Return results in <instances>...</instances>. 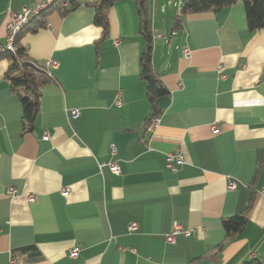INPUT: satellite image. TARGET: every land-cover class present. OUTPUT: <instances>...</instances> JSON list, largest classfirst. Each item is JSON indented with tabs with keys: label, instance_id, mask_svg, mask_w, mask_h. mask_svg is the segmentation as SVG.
Returning a JSON list of instances; mask_svg holds the SVG:
<instances>
[{
	"label": "crops",
	"instance_id": "crops-1",
	"mask_svg": "<svg viewBox=\"0 0 264 264\" xmlns=\"http://www.w3.org/2000/svg\"><path fill=\"white\" fill-rule=\"evenodd\" d=\"M41 1L0 0V264L13 255L23 264H264V29L249 30L244 3L187 16L173 31L183 1L149 0L152 66L168 91L153 132L136 3L108 10L105 37L88 5L98 0L65 17L47 11L20 36L34 63L58 62L24 131L6 78V27L10 12ZM170 154L185 161L175 171ZM112 162L119 175L100 167ZM241 214L244 230L227 240L223 222ZM175 223L193 234L168 244Z\"/></svg>",
	"mask_w": 264,
	"mask_h": 264
},
{
	"label": "trees",
	"instance_id": "trees-1",
	"mask_svg": "<svg viewBox=\"0 0 264 264\" xmlns=\"http://www.w3.org/2000/svg\"><path fill=\"white\" fill-rule=\"evenodd\" d=\"M120 1L126 0H98L88 4L95 10L94 24L103 29L104 37L109 31L107 12L115 3ZM129 1L136 3L141 25L140 30L145 40V50L141 59V77L147 82L148 97L152 108L151 114L145 125V128H147L149 122L162 115L157 107V99L166 96L168 91L156 76L152 66L151 56L153 50V37L149 17V0ZM239 1L243 2L245 5L249 30L251 32H256L264 29V0H183L180 8V15L175 18L173 31L182 28L183 19L187 16L215 14L224 8L235 5ZM65 2H68V5L63 7ZM80 6V0H59L49 12L57 11L62 17H65ZM49 12H45L39 16L40 20L38 24L41 23V25H43V23H45V18ZM37 19L38 18L35 20ZM36 29L37 28H35V30ZM16 45V56L11 54H6L4 56L10 61L6 78L10 83L11 90L20 99L23 109L24 131H30L39 112L41 90L45 85H48L51 82V78L40 69V64L34 63L29 58L26 49L20 44V37L18 38ZM246 223L247 219L245 214L224 221L223 227L226 239L230 241L233 240L236 235L244 230Z\"/></svg>",
	"mask_w": 264,
	"mask_h": 264
},
{
	"label": "built area",
	"instance_id": "built-area-1",
	"mask_svg": "<svg viewBox=\"0 0 264 264\" xmlns=\"http://www.w3.org/2000/svg\"><path fill=\"white\" fill-rule=\"evenodd\" d=\"M59 0H42L37 6L35 7H23L21 11L19 12H10L8 16V22L6 27V47L5 52L11 55L16 56L17 55V41L20 35L23 33L24 30H26L32 22L38 18L43 13L49 11L55 3ZM68 5V2H65L63 4V7H66ZM120 44L119 40L114 41V45L118 46ZM184 56L185 58L190 57V51L188 48L184 49ZM58 67V62L55 60L46 61L41 65V70L48 75L49 78L53 79V73L52 71L55 70ZM219 70H222V67H219ZM115 104L117 106L122 105V100L120 98L116 99ZM80 115L79 110H73L71 111L72 117H78ZM161 121V116L154 118L149 124L147 125V129L149 131H155L157 126L159 125ZM214 131L217 132L218 128H214ZM44 139H49V133L46 132L44 134ZM117 153L116 147H111V155H115ZM185 163L184 158L180 154H170L167 157V166L171 168L173 171L176 170L178 166H181ZM101 168L109 167L110 171L115 174H120V168L119 165L116 162L109 163L107 165L100 164ZM229 190H234L237 188V185L234 181H231L229 183ZM9 195L14 196L16 194V191L12 188L8 189L7 192ZM63 196H68L70 194V189L63 188L61 191ZM29 201L33 203L35 201V196L29 195L28 196ZM138 229L137 223H132L129 226V232H134ZM183 234L187 237L191 236L193 234L192 231L184 230L179 224L175 223L170 231V233L166 236V241L168 244H174L175 239L178 235ZM79 254V249L74 248L70 252L71 258H76ZM10 264H23L20 257L13 255L11 257Z\"/></svg>",
	"mask_w": 264,
	"mask_h": 264
},
{
	"label": "rangeland",
	"instance_id": "rangeland-1",
	"mask_svg": "<svg viewBox=\"0 0 264 264\" xmlns=\"http://www.w3.org/2000/svg\"><path fill=\"white\" fill-rule=\"evenodd\" d=\"M158 1L163 3L165 0H158ZM180 1H183V0H172V2H174L176 4L179 3ZM167 8H168V14L166 15V22L169 23L171 18H172V16H174L176 14L177 8H176V6L174 7L173 5L172 6H168ZM159 17H160L159 18L160 22L162 23V28H161L162 31H161V33L165 36L164 40H167L170 37V30H171L170 29V25H165V21H164L163 15L160 16V14H159ZM163 23H164V25H163Z\"/></svg>",
	"mask_w": 264,
	"mask_h": 264
}]
</instances>
